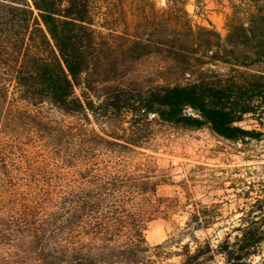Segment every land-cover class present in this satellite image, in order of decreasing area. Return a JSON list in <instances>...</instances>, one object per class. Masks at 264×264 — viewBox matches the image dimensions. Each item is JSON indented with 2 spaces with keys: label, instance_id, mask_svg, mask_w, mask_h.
<instances>
[{
  "label": "trees",
  "instance_id": "obj_1",
  "mask_svg": "<svg viewBox=\"0 0 264 264\" xmlns=\"http://www.w3.org/2000/svg\"><path fill=\"white\" fill-rule=\"evenodd\" d=\"M228 1L223 36L192 23L185 0H167L161 37L152 0H0V264H164L167 242L150 245L143 231L169 210L157 194L165 174L149 155L134 158L125 131H89L94 104L74 87L92 67L129 74L111 46L124 39L129 62L144 39L179 65L180 79L142 87L128 76L106 110L206 124L229 140L258 137L239 121L264 112V0ZM124 5L136 7L137 25L116 15ZM189 212L182 234L213 220L204 205ZM235 222L216 241L191 232L193 248L184 242L175 264H264L253 259L264 245V192Z\"/></svg>",
  "mask_w": 264,
  "mask_h": 264
},
{
  "label": "rangeland",
  "instance_id": "obj_2",
  "mask_svg": "<svg viewBox=\"0 0 264 264\" xmlns=\"http://www.w3.org/2000/svg\"><path fill=\"white\" fill-rule=\"evenodd\" d=\"M152 2L154 11L162 14L163 29L167 0ZM184 8L192 23L214 28L223 36L227 34L226 21L232 11L228 0H185ZM115 12L131 20L129 27L137 25L134 17L130 19V14L136 13L134 5L118 6ZM119 27L123 29L122 24ZM161 37H165L164 29ZM141 41L145 45L135 48L140 57L129 62H121L128 50L124 39H117V44L111 46L117 61L120 60L118 65L129 74L123 77L107 73L99 66L92 67L78 77L74 88L77 95L91 99L94 104L93 111H88V120L84 121L89 131L108 138L112 136L105 133L115 135L125 131V137L136 143L130 146L134 149V158L142 160L144 155H149L158 171L165 174L166 181L158 185L157 194L167 198L169 210L152 215L143 232L150 245L167 242L170 254L163 258V263L175 264L180 260L178 251L184 242H189L193 248L192 233L198 239L216 241L232 229L235 218L248 207L249 201L264 192V112L246 114L239 121L245 128L261 131V135L229 140L206 124L188 127L161 120L153 113L138 116L130 111L106 110L107 95L114 85L124 86L128 76L139 81L142 87H149L154 81L180 79L175 70L179 65L170 62L164 49H157L161 54L156 55L151 44L144 39ZM43 108L51 116L57 115L53 107L44 105ZM25 147L31 148L29 144ZM194 204L204 205L207 213L213 214V220L197 226L191 222L190 229L182 234ZM253 259L264 261V245L261 254Z\"/></svg>",
  "mask_w": 264,
  "mask_h": 264
}]
</instances>
